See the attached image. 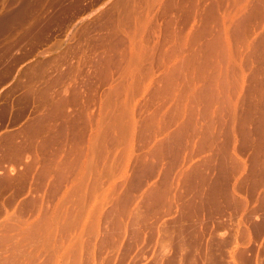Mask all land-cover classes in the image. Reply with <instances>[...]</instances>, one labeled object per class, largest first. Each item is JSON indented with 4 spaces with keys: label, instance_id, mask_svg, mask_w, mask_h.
<instances>
[{
    "label": "bare ground",
    "instance_id": "1",
    "mask_svg": "<svg viewBox=\"0 0 264 264\" xmlns=\"http://www.w3.org/2000/svg\"><path fill=\"white\" fill-rule=\"evenodd\" d=\"M108 7L84 25L88 45L60 77L57 98L45 84L31 89L45 78L43 60H35L43 35L30 26L20 32H36L25 56L35 60L25 68V96L49 109L22 130L33 151L44 135L40 169L21 160L17 145L9 149L18 174L46 181L50 194L40 195L43 207L28 197L15 214L0 208V264H49L56 256L62 264H111L121 248L129 260L117 264H253L250 241L264 250V0H112ZM31 10L20 0L1 15L0 30L21 27ZM231 211L242 222L240 239L222 232ZM83 216L90 219L78 229ZM98 234L93 262L87 238ZM185 236L193 239L188 254Z\"/></svg>",
    "mask_w": 264,
    "mask_h": 264
},
{
    "label": "rangeland",
    "instance_id": "2",
    "mask_svg": "<svg viewBox=\"0 0 264 264\" xmlns=\"http://www.w3.org/2000/svg\"><path fill=\"white\" fill-rule=\"evenodd\" d=\"M11 1L12 0H0V17H1V15L9 12V10L11 8L15 7L19 3L20 0H16V3H13V4H11ZM30 1H31V9H32L30 14H29V17H28L30 19L29 20L30 22L27 19L26 22L24 23L25 26L22 25L21 27H20V25L18 27V22H15V23L7 25V27L5 29L3 28L2 30H0V181L2 182V183L0 182V202H1L0 205H2V206H0V208L4 207L5 209H7L8 213L11 212L14 214L17 211H19V209L21 207V203H22V202H20L21 200L23 201L24 199H26L28 197H34V198L40 197V198H38V205L43 207V206H46L45 203H47L46 198L44 199L45 196L43 194L44 193L46 194L47 192H48V194H50L49 185H47L48 183L45 184L46 181L42 184V185L45 184V186H42V185L37 184V182L35 181V178L31 179V176H30L31 174L27 175V173H24V176H21L18 174V172L23 173L22 166L19 163V161L16 160L18 158H16L15 155L13 154V152L10 151V149H9V147L11 145H17L18 147L21 148V151L19 152L20 154L18 153L19 156H21V160L28 161L29 163H31L33 161L34 162L33 166L35 165L34 168L37 166L36 169L37 170L40 169V167L42 165V156L43 155L41 152L42 151L41 147L39 145L41 144V141H42L41 137L44 138V135L43 136L39 135L38 136L39 138L36 137L34 139L37 146H36V144H34L35 145V151H33L31 148L27 147L29 134L28 133L25 134V133L27 131V127H28L27 125H28L29 121L32 119H38L41 117L48 116V112H49L48 110L49 109L47 108V106L44 109L45 106H42L41 104H39L40 103L39 97H35V99H34V98L28 97L27 95L25 96V92L27 90V88H25V86L23 87V84L26 81V76L24 73L25 68L29 66L28 64H31L33 61H35L37 59H39V60L41 59V61L43 60V67L44 68L43 67L42 68L45 71V78L43 79L44 81L42 80L43 82L41 81V83L40 82H37V83L33 82L31 89H32V91H39V88H43V86L45 84L46 86H44V88L45 87L49 88V95L57 98L59 93H60L59 91L62 87L61 86L62 82H60V77L67 70H71V68H72L71 66H73V68L75 67V65L77 64L76 62H77L78 58L82 59V56H83L82 53L79 54L80 50L85 49L83 47H86L88 45V43H87L88 39L87 38L89 37V34L88 33L85 34V32H87V30L84 32L85 28L87 27L86 23L89 22L91 20V18L93 19V16L95 17V16L100 15L103 12L102 9L105 10L106 7L110 6V2L112 0H38V1L37 0H30ZM8 8H9V10H8ZM110 8L108 7L107 9H110ZM6 10H7V12H6ZM138 10L142 11L141 9H138ZM142 12H141V14H143ZM84 25L86 26L85 28H84ZM29 26L33 27V30L37 31V33L40 32L43 35V38H41L42 41L39 44L40 47H38L37 49L39 51L43 50V52H44L43 54H41L40 57H39V55H37L35 57V60H32L31 62H27L30 58H26L25 56H26L27 52L29 51V49L31 50L34 48L35 38H33V37L35 36L36 32L33 31L34 34L32 33L33 35H31V37L30 36L25 37L22 33H20L26 27H29ZM34 27H36V28H34ZM83 28H84V30H83ZM81 31H83V32H81ZM123 32L124 31H122V33L120 35H123L124 34ZM21 35H23V36H21ZM38 36L41 37L40 35H38ZM22 37H23V39H21ZM19 38H20V40H19ZM41 39H37L36 41H40ZM81 40L86 41V42H84V43L82 42V44H80ZM32 46H33V48H32ZM81 48H83V49H81ZM72 50H73V52H72ZM66 51L70 52V53H67ZM66 53L69 54L70 56L67 55ZM75 53H78L79 56H77L78 54H75ZM72 54H74L76 57L74 55L72 57L71 56ZM63 60H66L67 62L70 61L69 62V63H71L70 66H68L69 63H67L68 65L66 63L63 64L62 63ZM53 61H56V62H53ZM79 63H80V61H79ZM57 65H59V66H57ZM64 65H66V66H64ZM65 67H68V68L65 69ZM30 68H28V69H30L29 71L33 70V66H31ZM35 68L37 69V68H39V66L37 65ZM57 76L59 78H57ZM51 82H53V83H51ZM55 88H57V89H55ZM49 122H50L51 127L55 126L54 124L56 123V121H49ZM24 129L26 131L22 132V130H24ZM26 136H27V138H26ZM9 137H11V139ZM25 138H26V140H25ZM53 147H56V145H54ZM35 152L37 155L35 154ZM32 154L33 155L35 154L37 157L36 156L33 157ZM38 157H39V159L37 160ZM38 162H39V164H38ZM36 169H34V170L36 171ZM19 178H23V181L20 182L18 180ZM1 179H3L4 181ZM25 179L26 180L28 179V180L26 181ZM93 179H94L93 175L89 176L90 181H92ZM115 179H117V178H115ZM5 180L7 181V183ZM89 183H91V182H89ZM181 184L182 183H180V185ZM29 185H30V187H29ZM105 185H106V183H105ZM18 188L22 189V190H19ZM243 190H244V188H243ZM43 191H44V193H43ZM59 193H57V194H59ZM237 193L238 194H245V190H244V192H242V189H241V192L239 190V191H237ZM22 194H24L23 195L24 197L22 196ZM36 195H39V196L36 197ZM40 195L41 196L43 195L44 197L42 198ZM98 197L99 196L96 197L97 199H96L95 203L99 202L100 197L99 198ZM41 198L43 199L42 201L40 200ZM232 213L233 212L231 211V214L230 213L228 214L230 217V218L228 217L229 219L225 218L226 219V221H224L225 222V226H224L225 229L222 228V232L223 233L225 232V233L231 235L232 237L236 236L237 239H240L242 237V235H241L242 234L241 233L242 222L239 220L240 219L239 215L237 216V214L235 215L234 213H233L234 215H232ZM231 217L234 219H232ZM89 219H90L89 217L87 219H85V216H83V219H81L82 220L81 223L77 225L78 229L81 228V227H79V225L82 226V224H84L83 222L87 221ZM22 220H23V218H22ZM232 220H234V222ZM102 222H103V219L100 220V223H101L100 228L101 229L103 226ZM227 225L229 226V228H227ZM235 230L236 231L239 230V231L236 232ZM239 232H240V234H239ZM98 235H96L95 237L93 235H89L90 238L89 237L87 238V236L84 237L85 240L89 239L88 241L92 242L91 244L95 247V248H93V251H94L93 257H91L90 259L88 258V259L91 261L96 260V262L98 259V254L96 252L98 245H96V244L97 243L99 244V242H100V241H98L100 239V235L99 236ZM91 237L94 239H91ZM186 237H187V240L192 239L189 236H185V238ZM237 239H235V240L237 242H239V240H237ZM12 241H14V239ZM95 241H97V242H95ZM244 241H240V243L241 242L243 243ZM146 242H149V241H146ZM153 242L155 243V241H152L149 243H151L153 245L154 244ZM10 243L11 244H9V243L8 244H9L10 250H11L12 249L11 245L13 242H10ZM94 243H95V245H94ZM248 243H249V240H246L243 244L247 245ZM250 243L254 247V249H251V250H254V251L252 254H251V251H249V255L250 254L252 255V256L250 255L251 257L248 255L250 257L249 260H250V262L254 261L257 264H260V263H258L259 262L258 260L261 259L260 254L264 253V252H262L264 250H262V248L260 247L259 244L254 246L252 241H250ZM7 246H5V247L8 250L9 246L8 247ZM121 249H124V248H121ZM121 249H119V252L117 254L118 256L120 254V256L118 257L116 255L115 257H113L111 264H113V262H114V264H117V262L120 263L121 261H126V258H127L126 262H128V260H129L128 256L130 253H128L126 255V257L124 258V257H122L123 251ZM84 250H85L84 248L81 250V253H82V254L80 253L81 257L84 254L83 253ZM3 251H4L3 255L6 254L5 255L6 257L8 256L7 254L10 253L9 250L6 252L5 249H3ZM255 251H258V252H255ZM255 253H257V254H255ZM217 254H218L217 255V261H220V259H222L221 258L222 256L220 255L219 252ZM253 255H254V260L252 259L253 261H251V258H253ZM57 257H59V256L54 257V259H52V262H50L49 264H55V261H56V264H60V263L62 264V259L61 258L57 259ZM83 257L85 258V256H83ZM83 257H82V259H84ZM118 258H120V259H118ZM115 259H116V261H114ZM207 259L208 258H205L204 260L207 261ZM119 260H120V262H119ZM126 262L121 263V264H125ZM254 262H253V264H254ZM209 264H211V263H209ZM262 264H264V263H262Z\"/></svg>",
    "mask_w": 264,
    "mask_h": 264
},
{
    "label": "crops",
    "instance_id": "3",
    "mask_svg": "<svg viewBox=\"0 0 264 264\" xmlns=\"http://www.w3.org/2000/svg\"><path fill=\"white\" fill-rule=\"evenodd\" d=\"M183 240H184L185 243H182V244L186 246L187 250H185V252L188 254V250H189V248H188L187 243H188L189 241H191V240H189V241L187 240V242H186L185 239H183ZM182 242H183V241H182ZM183 245H182V246H183ZM185 246H184L183 248H180V249L182 250V252H184V249H186ZM190 250H191V249H190Z\"/></svg>",
    "mask_w": 264,
    "mask_h": 264
}]
</instances>
